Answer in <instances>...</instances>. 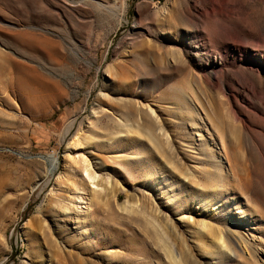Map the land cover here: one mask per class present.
Masks as SVG:
<instances>
[{
	"label": "rangeland",
	"instance_id": "rangeland-1",
	"mask_svg": "<svg viewBox=\"0 0 264 264\" xmlns=\"http://www.w3.org/2000/svg\"><path fill=\"white\" fill-rule=\"evenodd\" d=\"M119 116L136 128L108 150ZM253 254L264 0H0V264Z\"/></svg>",
	"mask_w": 264,
	"mask_h": 264
},
{
	"label": "bare ground",
	"instance_id": "bare-ground-1",
	"mask_svg": "<svg viewBox=\"0 0 264 264\" xmlns=\"http://www.w3.org/2000/svg\"><path fill=\"white\" fill-rule=\"evenodd\" d=\"M117 125L119 126V130H118L117 133H99V134H97V139L98 140L106 137V139L102 143H103V146L106 147L108 150L109 149H112L115 146V144H118L119 142H121V140L124 139L125 135H124V131L122 129L126 128L130 132V130H132L133 128L134 129L136 128L134 125H131V124L126 123V121L124 120V118L122 116H119L118 117V119H117ZM72 126H73V123L72 122H70L67 125V127L65 128V131H64L65 132L64 133L65 136L69 134ZM165 139H166V142L167 143L171 142L169 140V137L168 136H166ZM89 146L92 147L91 143L89 144ZM93 148H95V147H93ZM38 157L40 159L44 160L48 164V166H49L48 167V172L50 174H52L55 171V169H56L57 159L55 157L51 156V155H48V156H38ZM85 172H86V174H85V177L86 178L91 179L92 181H94L96 179V176L92 177V176H90V174H89L88 171H85ZM92 184L94 185V187H91V189L92 190H95V188H97L98 185L97 184L95 185L94 182H92ZM214 208H216V207H214ZM257 219L258 218H257V215L256 214L249 215V222L256 223ZM230 225H231V227L234 230L237 231V227H236L235 224L234 225L233 224H230ZM200 226H201L202 229L207 228V224L204 223V222H201L200 223ZM249 226H251V225L249 224ZM220 240L222 241V239H220ZM256 251L259 253V251H261V248L259 246H257ZM251 257L255 260V264H260L259 261H258V259H257V257L254 254Z\"/></svg>",
	"mask_w": 264,
	"mask_h": 264
}]
</instances>
